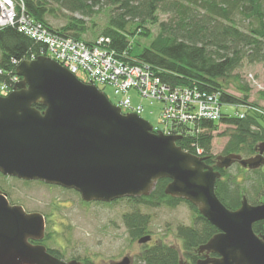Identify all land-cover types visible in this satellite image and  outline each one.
Returning a JSON list of instances; mask_svg holds the SVG:
<instances>
[{
	"label": "water",
	"instance_id": "95a60500",
	"mask_svg": "<svg viewBox=\"0 0 264 264\" xmlns=\"http://www.w3.org/2000/svg\"><path fill=\"white\" fill-rule=\"evenodd\" d=\"M16 73L21 81L0 96L3 176L60 186L85 203L106 204L149 196L159 180L168 179L165 194L189 202L218 229L198 248L203 257L195 264H264V234L253 229L264 221V202L252 205L244 197L231 210L216 194L219 170L236 163L249 170L264 166V142L254 157L219 156L216 170L206 157L184 151L181 136L154 132L146 119L123 114L97 86L47 56L21 62ZM45 233L44 215L12 206L0 195V264H82L31 243L43 241ZM151 240L147 235L138 243ZM131 263L125 257L112 264Z\"/></svg>",
	"mask_w": 264,
	"mask_h": 264
},
{
	"label": "trees",
	"instance_id": "16d2710c",
	"mask_svg": "<svg viewBox=\"0 0 264 264\" xmlns=\"http://www.w3.org/2000/svg\"><path fill=\"white\" fill-rule=\"evenodd\" d=\"M23 0L26 13L38 22L53 29L49 18L55 16L59 5L73 13L92 16L96 7L101 5L114 6L120 13L111 17L103 29V34L112 40L111 49L118 54L128 52L132 57L158 71L162 81L172 87L193 88L208 92H221L222 104L233 106L249 101V86L243 84L238 90L244 95L237 99L225 92V88L237 82L236 70L247 61L250 64L264 65V0ZM178 11L179 20L174 27L161 25V33L142 48L141 54H135L130 48V36L141 35L149 38V33L142 30L144 23H157V13ZM238 15L250 20V27L245 32L235 24ZM130 19H141V26L134 32L129 31ZM61 35L84 40L87 27L80 19H72L70 23L55 29ZM45 45L39 43L23 32L17 25L0 29V82L9 83L15 74L17 65L23 59H31L32 55H40L45 51ZM130 61L129 59H125ZM264 98V91L261 93ZM259 106L258 104H255ZM38 110L44 107L35 105ZM222 123L229 127L230 136L224 154L254 156L259 144L264 142V117L257 113H247L244 118H224ZM207 132L200 137V146L207 157L206 164L214 163L211 155L214 136L211 133L217 124L206 123ZM226 134V133H225ZM186 138L178 142L183 150L195 153ZM189 148L191 150H189ZM196 155V154H195ZM241 167V166H240ZM242 168V167H241ZM243 169V170H242ZM241 171L254 176V180L237 182V177L229 170H220L222 178L216 184V194L220 201L229 209L237 210L244 197L252 205L264 202V168ZM170 183L168 179L159 180L149 196L126 199L134 206L158 208L162 206L174 208L180 203H187L197 214L193 226L180 225L176 236L183 244V251L188 264H195L202 256L198 248L218 233V229L198 209L187 201L173 198L165 194ZM121 201V200H118ZM115 201L113 203H117ZM111 203V204H113ZM130 238L139 240L150 235L151 219L149 215L138 209L123 216ZM256 234H264V221L254 224ZM53 256L60 258L55 250H50ZM80 261V259L76 258ZM181 250L176 246L160 242L154 245H144L138 262L131 264H180ZM83 264H93L85 259Z\"/></svg>",
	"mask_w": 264,
	"mask_h": 264
},
{
	"label": "rangeland",
	"instance_id": "374dc122",
	"mask_svg": "<svg viewBox=\"0 0 264 264\" xmlns=\"http://www.w3.org/2000/svg\"><path fill=\"white\" fill-rule=\"evenodd\" d=\"M173 1L186 3L183 0ZM54 7L57 8L55 16L49 18V23L53 29L60 30L72 19H82L87 27L83 39L88 42L101 37L109 19L117 17L120 13L115 10L114 6L105 4L96 7L95 11L97 12L90 17L73 13L59 5H54ZM179 16L180 14L176 10L167 13L159 11L157 23H144L142 30L148 31L150 36L149 38L141 35L130 36L134 53L141 54L142 48L148 46L161 33V25L174 27ZM128 21H130L129 31L134 32L141 26L140 18L130 19L129 17ZM250 22L242 15H238L235 19L237 27L245 32L250 27ZM1 55L0 49V59ZM235 75L238 76L237 82L232 81V84L225 88V92L237 99H243L245 94L238 90V86L247 84L250 89L249 101L264 106V98L261 97V93L264 91V65L250 64L245 61L242 67L236 70ZM250 75L253 76V80H250ZM1 86L2 82H0V93ZM98 87L100 91L105 90L112 103H116L111 89L103 86ZM130 94L133 97V102L140 103L145 107L146 111L143 113V117L153 126H157L156 111L158 104L151 106L146 100L137 98L136 93L131 92ZM149 111H154V114H149ZM227 111L235 115L237 108L228 107ZM228 129L227 125L221 123L211 132L214 136L211 151L214 163L219 156L225 155L224 150L230 139ZM241 156L245 159L248 158L246 155ZM241 169L239 164H235L229 170L232 175L237 177V182L254 180V176L241 171ZM0 190L8 195L9 200L14 205L22 206L28 213L37 212L44 215L46 220L45 245L49 249L57 251L60 258L66 262L78 258L82 262L87 259L93 264H112L122 261L125 257H130L132 263L138 262L143 245L139 244L138 240L130 238L123 222L125 214L138 209L141 213L149 215L151 219L149 231L152 240L149 245L163 242L176 246L181 250V261L186 264L190 263L186 259L181 240L176 236L178 226H193L197 217V214L191 210L187 203H180L174 208L134 206L126 199L106 205L98 202L85 203L80 195L73 190L38 181L25 183L12 178L6 179L2 176H0Z\"/></svg>",
	"mask_w": 264,
	"mask_h": 264
},
{
	"label": "built area",
	"instance_id": "2783aa9c",
	"mask_svg": "<svg viewBox=\"0 0 264 264\" xmlns=\"http://www.w3.org/2000/svg\"><path fill=\"white\" fill-rule=\"evenodd\" d=\"M17 25L19 31L31 39L45 45L48 55L63 67L89 84L110 88L123 112L140 116L146 111L140 103L133 102L130 93L146 100L151 106L158 104L156 129L166 135H181L194 139L192 146L199 144V138L206 129L204 124L219 122L223 117L221 92H208L193 88L172 87L164 83L158 73L150 66L137 60L124 61L111 49L112 40L100 37L94 43H86L57 33L42 22L26 13L23 0H0V29ZM35 59V55H32ZM14 64H19L13 61ZM250 79L253 76L250 75ZM19 81L11 77L10 83L1 86V95L7 96ZM243 112L235 116L244 118L246 113H257L264 117V108L251 103L239 104ZM153 115L154 111H149ZM203 149L197 156H203Z\"/></svg>",
	"mask_w": 264,
	"mask_h": 264
},
{
	"label": "flooded vegetation",
	"instance_id": "af4514ba",
	"mask_svg": "<svg viewBox=\"0 0 264 264\" xmlns=\"http://www.w3.org/2000/svg\"><path fill=\"white\" fill-rule=\"evenodd\" d=\"M212 166L216 167V163H215V164H212ZM0 176L5 177L6 179H7V178H12V179H16V180L21 181V182L28 183L27 181L19 180V179H17V178L3 176L1 173H0ZM0 195H1V196H5V197L7 198V200L9 201L10 205L14 206V204L9 200V197H8V195H7L5 192H3L2 190H0ZM25 211H26V210H25ZM26 212H27V211H26ZM44 239H45V238H44ZM31 243H32L33 245H44V246H46L44 240L41 241V242H39V241H31ZM46 248L48 249V252H50L51 249H49L47 246H46ZM52 250H53V249H52ZM50 253H51V252H50ZM51 254H52V253H51ZM56 258H57V257H56ZM59 259H61V258H59ZM61 260H63V259H61ZM74 260H77V259H74ZM63 261H66V260H63ZM77 261H79V260H77ZM67 262H68V261H67ZM79 262H81V263L83 264L82 261H79Z\"/></svg>",
	"mask_w": 264,
	"mask_h": 264
},
{
	"label": "bare ground",
	"instance_id": "6f19581e",
	"mask_svg": "<svg viewBox=\"0 0 264 264\" xmlns=\"http://www.w3.org/2000/svg\"><path fill=\"white\" fill-rule=\"evenodd\" d=\"M45 54L46 55H48V53H47V50L45 49ZM185 138H183V140H184ZM188 141H190L191 139H189V138H186ZM192 144H193V141H191V142H189L188 143V146H190L191 148H193L192 150L195 152V153H193V154H197V150L198 149H201L202 148V146L200 147V145L198 144L195 148L192 146ZM189 150H191L190 148H189ZM185 151V150H184ZM187 151V150H186ZM187 152H190V151H187ZM191 153V152H190ZM178 199V198H177ZM181 200V199H180ZM185 201V200H184ZM229 209V208H228Z\"/></svg>",
	"mask_w": 264,
	"mask_h": 264
}]
</instances>
